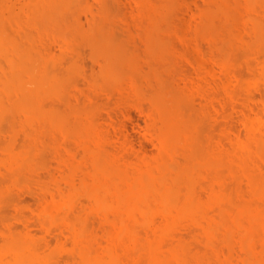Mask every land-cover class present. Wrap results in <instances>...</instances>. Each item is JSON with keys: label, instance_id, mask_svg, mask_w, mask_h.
<instances>
[{"label": "bare ground", "instance_id": "6f19581e", "mask_svg": "<svg viewBox=\"0 0 264 264\" xmlns=\"http://www.w3.org/2000/svg\"><path fill=\"white\" fill-rule=\"evenodd\" d=\"M39 1L42 2L43 0H39ZM67 1L68 0H45L42 2L41 6H39L37 2L36 3L37 5L33 6L35 10L31 8V11H29L30 13L31 12L33 13H32V16H29V17L27 16L28 18L26 17L27 14L25 15L22 14L23 16L20 15V17H18L19 14H15L16 16V17L14 16L15 18H10L7 21L5 18V22L3 21V18H2V21L4 23L0 25L1 27L0 28V61H1L0 62V120H2L0 121V124L5 122L2 124L3 126L4 124L7 125L8 122H11L12 124L9 123V128L10 127L12 128L13 124L16 126L19 116L22 115L24 119H26V122L22 120L21 116L20 118L25 124H27L28 123L27 121L29 120L33 121V122L31 121L33 125L31 124L30 126L33 132L34 131L38 132L39 130H37L38 128L36 129V127H39V125L41 124L42 127H44V129L41 130V133H42V131L45 130L46 128L45 125H46L47 126L46 130L47 131L49 130L50 133L51 131H54V129L56 130L55 131L56 133L54 132L52 133H54L56 137L58 135L57 138H60L62 134L64 135L61 137L66 138L67 136L65 135V133L67 135L69 134L68 137L73 136L71 139L73 142L75 141L74 143L71 141L70 138L68 139V137L64 139V140H67V139L69 140V142L68 140L66 141L67 144L64 141V144H66L67 147L69 144L73 147H75L74 144L75 145L80 144L79 146L82 147V150L83 149L85 150L86 154L85 153L84 154L88 157V160L90 163L89 165L90 169H88L87 172L83 170L84 168L87 170L86 167L84 168L82 167L83 172L80 169L82 173L84 172L85 173L84 174L81 173L83 177L79 175L82 180L79 179L81 180V182L79 181L78 187L79 188L81 187L82 191L79 188H77V192H82L85 195V199L87 198V200L89 199V201H91L90 203H92V206L98 211L96 212L97 214L95 212L94 213L96 214V216L98 215L99 216L97 218L95 214L93 215V213H91L93 217L88 212L86 214L88 216L90 215L91 218L93 219H95L94 217L99 219L98 222L100 224L99 223L97 224L101 226H98V225L97 226L98 228L103 227V229L101 230L100 228V231H102V232L99 231L100 234L96 231H93V233L96 232L99 234V235L97 234L98 237H96V239L98 238L97 239L98 245H96L95 249L94 247L91 246V237H92L90 236L91 234H89L88 231H85L86 236L89 234V237L85 238L86 236L84 235H83L84 237L82 236L84 239L82 238L83 240L81 239L80 245L78 244L79 246H81L78 252L79 257H78V254H76L75 252L77 248L73 249L75 251L71 253L72 255H74V252H75L76 254L75 256L78 257V260L75 259L76 257L75 258L70 257L71 261H74V259H75L74 262L77 261V263L73 262L71 264H190L192 261H194L195 264H264V91L262 92V90H264V57H263L264 53L262 52L264 51V0H215L216 1L215 8L212 7L213 8L212 9L210 7L208 11H206L204 8L206 12L205 14L203 13L204 10L201 9L203 10L202 12L203 14L201 13L202 17L204 16L205 19L204 18L203 19L206 20V22L205 21L204 22L207 23L206 27L207 26L210 27V28L208 27L207 30L205 29L206 33L208 31L207 33L208 38L209 39L211 38L209 42L215 43L212 41L216 40L214 38L216 34L214 36L213 34L214 32L217 33V31L221 29V31H219V33L217 34L222 33L221 35H219V37L222 36V40L220 38L221 41H218V43H215L216 44L215 47L220 45L219 42L223 43L224 41L223 44L225 47L224 46L220 47L222 43L220 46H218V48L220 47L219 50L221 51L219 53L221 54L224 53L223 59L224 57L225 59H227L226 57L228 54L226 53L229 51L230 53L233 51L236 52V50L237 51L239 50L238 49L239 47H240V51H241V48L244 49L243 51L245 53L243 54L244 55L243 58L246 57V60L243 62H245V65L244 66L242 65L243 62H241L240 65L243 66L242 68L245 67L244 68L245 70L247 69L248 72H246L245 70L244 72H246L247 75H249L248 78L246 77L247 76L246 73L245 74L239 73L240 75L241 74L242 75L238 76L233 71H229L227 67H225L227 66L226 64H228L229 59L227 60V63L225 62L226 60L224 59L225 61L223 62L225 64L222 62L220 65H218L219 67L221 66L220 67L221 70H220V68L214 62H212L215 59L210 61L211 60L210 56L209 57L205 56L206 53H203V52L202 53L204 55L203 54L201 55L202 50L199 49V46L196 41H194L195 45L190 46L191 41L189 40L191 39L188 37L189 35L183 36V37L186 36V38L187 37L189 38V40L188 39H186L187 41L185 40L184 45H181L182 43H180V41L183 40L182 36H180V41L177 39L173 40V36L177 35L176 37H178L179 36L178 34L183 28H181V30L178 28L177 30H179V32L177 30L176 31L174 30L176 32V34L173 33L174 35L171 34V32H174V31L168 30V32H170L171 34V35L169 34V36H172V37H168L167 36L168 33L166 30L167 28L165 30L162 29L164 27L161 28V25H163L162 23L164 21H160V20L161 19L163 20L164 17H161L163 15L160 16L159 14H157L158 11L160 13V11L163 8L165 9L164 5L161 3V6H163L162 8L160 6L159 0H138V2H140V5H142L143 8L145 9L148 8L146 9L147 12H149L148 10H150V13H148V15L146 13L147 17L144 18L146 19V23H147L146 26L144 25L145 27L144 26H143L144 28L142 27L143 30L141 29L142 30L141 34H138L140 35V37L144 36L143 38H146L144 43H146L147 45L148 52L147 51L145 52L147 53L146 55L144 54L142 55L141 53L142 55L141 58L142 57L144 58V56L145 57L147 56L146 57L147 59L144 58L145 59L144 61L138 59L140 60L138 62L136 58H139L140 55H137L136 57H130L131 55H129L130 53H128V55H124L125 57L123 58V62H121L120 64L122 67L124 66L125 69L130 68V67L137 69L140 67L141 70H144L142 68L144 66L143 64H146V65L147 63L149 64L148 65L149 69L147 70V72H149L148 73L149 79L150 77L152 78L151 80H153L154 82L153 84L155 86L154 87L149 86L150 87L149 90L152 89L153 91L150 90L152 92H150L148 89L147 90L145 89V90L147 94L148 92L150 93L147 96H149L148 99L151 100L150 102L152 103L153 108H154L153 111H155V114L157 115V118L159 121L156 118V121L158 122L157 124H154L155 126H157V127L154 126V130L156 128L155 132H156L157 141H158L156 150H152L154 152L152 153L150 152L149 154H147L149 151L146 152L147 155L146 154L143 155V153L145 152L144 149L139 150V151L133 150V151H137V153H135L134 155L135 157L131 155L133 160L132 159L130 160L129 158L126 159L128 155H126V157L125 156L121 157L120 155H118V152L116 153V151H119V150H116L115 146L111 145L112 148H114V150L116 151H114L112 148L110 150V148L107 147L108 145H110L109 143L110 141L108 142L109 144L105 141L106 137L103 135L104 133H100L98 128L96 130V128L91 127V125L89 124L91 123L90 119H89L90 120L89 123H88L87 118L85 120L82 119L83 116L75 108V102L73 105V103H70L72 101H68L66 99V94H65L66 91L64 93V90H65L64 86L66 84V81L64 80L63 77H59L58 75H55L52 72V70H54L52 69L53 62H55L53 57L52 58L46 57L44 60H42V62L33 61L35 59L34 58L35 55L37 53L40 54L41 52L39 51L38 48L35 47L36 42H37L35 41V39H37L35 38V35L37 37L40 35V33L41 35H43V33L46 34L47 32L46 36L50 38L52 34L55 37V35H59L62 32L60 31L59 33L58 31V33L55 34V32L50 31V30L48 31L43 30V33L40 30L34 31L35 33L33 31H30L32 27L36 26V24H34V22H36V18H38L37 22H40V19H41V21L43 20L42 23H44V21L45 23L47 22L50 23V21L52 20L50 18H54L55 17L54 14L56 15L57 13H60L62 11V10L59 11L57 7L61 8L62 6L63 8L62 4L67 5ZM73 1L75 4V0ZM73 1L69 0L70 3H73ZM69 2L67 6H69L70 4ZM140 5L138 6L139 8H140ZM35 6H38V7H35ZM53 11H55V13ZM63 12L64 11H62V13ZM66 13H68V11H66ZM214 14H219L218 15L219 20L220 18H222V20H220L219 22V26H222V28L218 29V27H215L217 28V31H215L214 26H217L218 23L214 22V25L212 23L213 22L212 19L214 20L216 16ZM13 15L12 16L10 15V17H13ZM21 16L23 18L25 16L26 21H25V18L23 19L24 22L21 21ZM5 17L9 18V16H5ZM137 18H138V15H137ZM76 22H77L76 19H68L69 25H73L75 23L72 27L74 29L71 30L72 40H75V41L73 42L72 45L68 44V41H66L61 35H59L58 37H60L61 43H62L60 44L61 46L67 47L70 45L71 47H74L76 46L74 45V43L79 38L82 40L83 37L85 38L93 37L97 34V32H99V30L95 28V25H93L90 29L84 30V28H82L83 27L82 24L80 23L82 26L81 27L79 22H77V24ZM28 24L29 26H27ZM180 25H181L180 27H183L184 24L183 25L180 24ZM28 27H31V28L28 29ZM211 30L212 32L210 33L212 34L209 33V31ZM49 33L51 34L50 36H49ZM164 33H166L167 35ZM181 33L183 34L184 31L183 32L181 31ZM107 36L108 35H106V37ZM198 36L200 37V35ZM58 37L56 36V38ZM163 37L165 38L168 37L167 40L172 39L175 42L171 41L170 45L169 44L167 45L166 42L169 43V41L166 40L165 42ZM174 39H175V36H174ZM109 40L110 38L107 37L105 39L104 44L101 46L102 51L104 50L106 52L102 56L104 64L106 66H109L111 63H113L112 60H110L109 57L107 56V53L109 52L108 51L109 48L107 47L106 42ZM176 41H178V43L181 46L178 43H176ZM78 42L79 40L77 41V43ZM171 43L173 46L176 43V47L174 48V50L171 49L172 51H174L173 53L177 54V55L175 54L176 57H178V59L182 61L185 60L186 62L189 63L188 66H190V68H188L190 71L188 70L186 75L184 73L183 77H180L181 81L179 78V82L177 83L174 82L175 84L173 83L175 79L172 81L171 79L167 78L169 75H170L169 77L172 76L171 70H173L174 66L172 67V69L169 67L171 70L169 69L168 71H170L171 73L166 71L169 73V75L167 73L168 75L167 77L164 76L166 72H163V70H165L164 68L166 64L169 65L171 61L172 63L174 62L172 59L174 58L177 59L176 57H171V59L166 58V53L167 54L169 53L168 51L170 50L168 49H170L169 47L172 46ZM192 44H193V38H192ZM212 45L213 44L209 46L214 47ZM227 45L229 48L234 47L235 49V47L237 46L238 48L236 50H234L233 48L227 49ZM222 48L225 49L227 52H225V50H223ZM249 50H251V52L254 51V54L255 52H258V51L262 52L263 56H261V59L263 60L259 61L260 58L258 57L259 59L257 58L258 61L256 62L255 56H254L255 59L254 58L250 59L251 57L248 58V56H250V53H251L249 52V55H248ZM252 54L253 53H251V56ZM175 55L173 54V56ZM207 59H210L209 60L210 62ZM166 60L170 62L168 63ZM191 61L197 62L196 64L198 65L195 66V64L190 63ZM241 61H242V58H241ZM140 62H142L143 66L141 65L139 66V64H141ZM211 62L217 66V69H219L218 71H220V73L222 72L221 73L222 75H220V73L216 74L217 78L214 73V72H217V69L215 68L216 66L214 67V65L211 64ZM28 64L30 66H28ZM71 64L66 68V70H64L66 74L72 73L74 71L76 72V69H77L76 65L75 64L71 65ZM168 65H167V68H168ZM183 66H184V63H183ZM200 66L208 70L210 75L207 73V71L206 73L209 75L211 79H209L207 75L204 76L202 72H199L203 69ZM29 67H31L32 72H30ZM134 69L132 70L134 71ZM205 69L203 70V73H205ZM139 70L137 71L138 73H139ZM126 73L127 72H125L124 74ZM243 75L244 76L246 75L245 76L246 78L242 77ZM101 76H103L102 78H107V79L111 78L110 80L115 81L114 82L115 87H116V84H118L119 87L122 86L121 88H123L124 86L120 83H117L119 81L118 80L119 76L118 77L116 76L114 78L107 74H104ZM163 76L167 78L168 80L172 81L173 84L169 85L170 87L174 85L175 86L173 88L172 87L169 88L167 84L169 82L171 84V81H168L167 84H165L167 80H165ZM132 79H130L131 84L130 85L127 84V86H130L129 88H131V90L133 89V92L131 91L133 93L132 95H134L135 98L137 97V99L140 100L139 98H141L142 96L144 98V96L146 95V94L143 95L145 91L142 92L144 88H141L142 84L140 85V83L137 82L138 86L140 85L138 88L136 86L137 84H135L136 81ZM163 79L165 80V82ZM116 80L118 81L116 82ZM206 80H209V81H206ZM235 80L238 81V83H240L239 86L237 85L239 87V88L237 87L238 91L239 89H241V87H244L242 88V90L243 89L245 90L244 91L245 94L242 93L243 95H245L243 96L244 98L242 97L243 99L241 98L242 94H240L241 96H239V94L236 93L235 89L231 91L232 87H229V85H231L230 82L234 83ZM146 81L148 82V80ZM151 82L150 84H152ZM150 84L148 82V85ZM250 85H254V86L251 87ZM115 87H113V89H118ZM219 89L224 90L222 91L223 94L221 90L218 91ZM259 89L262 93L259 91ZM125 90L126 89L122 91L123 93L122 92L120 93H122L127 98L128 94L126 95ZM117 91L119 93L120 90H117ZM258 91L260 92L259 94H257ZM219 92H221V95L219 94ZM224 93H226V95L230 97L229 101H231L232 98H234L235 93L238 94V96L241 99H239L240 101L237 104L238 106L234 104V107L236 106L240 107L239 110H237V112L234 111L233 112L234 115L231 112V114L229 115L230 117L227 116L229 120H225L224 122V119H223L224 123L220 121V124L222 123L221 125L219 124L220 130L218 128L219 126L217 127L219 132L222 134V136L224 133L222 140L223 139L224 140L226 139V140L225 141L223 140L224 141L223 143L221 141L220 133L217 134V136L220 134V136H218L219 140L215 139V135L212 134L213 132L216 131L215 128H214L215 131H213L211 127H207V128H210V130H212V131H209V134L211 132L212 136H210L209 134L208 136L206 135V137L208 138L204 136L205 132L202 133L199 131L200 133H202L200 134L198 132V129L200 128H198L197 126L198 119L196 120V117L202 116L201 117L202 120L206 119L207 121L205 120L204 121L208 122L212 119L210 115L213 116V118L214 116H217L218 108L216 109L215 108L216 106L214 105L215 97L218 95L224 96ZM122 94L120 96H122ZM227 96L226 97L224 96L225 100H227L226 99L228 98ZM238 96H236L237 99H238ZM118 97H119V94H118ZM49 98H50V102L52 101V103L48 101L46 102V100H49ZM196 100L199 101V103L197 102L199 104L198 107L196 106L197 105V103L195 102ZM203 100L205 101V103L207 102L206 107H205V103H203L204 105H202L201 103V102H204ZM60 101H62L61 104L63 103L66 104V101L68 102V106L66 104V107L67 109H69V111H67V109L61 108ZM121 101H124V100H121ZM134 101H137V100H134ZM46 103H49V105H47ZM57 104L58 106H60L61 109L57 106ZM69 105L74 106V107L69 108ZM213 105L215 106L214 108H213ZM210 107H212V110ZM12 114H13V118H15L16 121L15 119L13 120L12 118H10ZM15 115L16 117L17 116L18 117L16 118ZM156 115H154V118ZM6 116H9V118ZM71 117L74 119H72ZM4 118L5 120L7 119L9 121L8 122L7 120L4 121ZM230 120H232V122H230ZM151 121H153V119ZM35 122L37 125H35ZM108 123L110 124L111 121ZM226 123L229 125L231 124L232 125L226 127L225 126ZM223 124H225L224 125L225 129L223 128V131L225 130L226 132L221 131ZM208 125L210 126V124ZM51 128H54V129L52 130ZM1 130L2 128H0V132ZM27 131H25V133ZM33 132L31 133V135L33 134V136H36L34 138L40 141L41 140L39 139L41 138L40 131L39 133H37L38 135H40V137L35 132H34L35 133L34 135ZM11 134H13V131L11 132ZM199 134L201 137L204 136L202 139L206 138V140H202ZM14 135H11L10 137L8 136V139L6 138L7 143L10 142L11 144L12 141L10 139L12 138L13 140L15 137ZM31 135L29 133V135L27 136V139H26V136H25V139L30 140V137H32ZM55 135H53V137H55ZM108 135H110V133H108ZM37 136L39 138H37ZM51 137L49 136V139L53 140V137L52 138ZM56 137L54 138L53 141L57 139ZM213 137L216 141L213 139ZM73 138H75L79 143L78 142L76 143V140L75 139L73 140ZM29 140L28 142L24 141V147L25 145L28 146V143H29V146L32 145V143H30V141H32L33 144L35 145V147L34 146L33 147L38 148L37 144L38 145L40 144L39 141L37 143L35 140L36 142L35 144L33 140H30V141ZM7 143L6 145L1 147L2 149L0 148L1 151H3V149H6L5 154H2L3 152L0 153V156L3 155L4 157L5 155L4 157L5 161L3 162V160L1 159L2 162L4 164L6 163L5 165L11 167L15 165L17 162L21 161L22 159L25 161L24 156H25V152L27 151L28 147L26 146L27 149L25 147L26 150L24 149L25 152L23 151L24 153L22 154L20 149H19V152H17L18 148L20 147V144L18 148L16 147L14 148V146L16 145H13V149L14 150L16 149L15 152L18 153L16 154L11 150L12 147H10L11 149L9 148V145H7ZM145 145L146 144H144L143 148L147 150L149 145L148 146L146 145L147 148L145 147ZM5 146L6 147L8 146L9 149L5 148ZM117 146L118 145H116V148L118 149ZM21 147H22L21 150H23L24 147L23 146ZM33 147H30V148H33ZM73 147H71V150ZM34 148H33L34 152H31V153L35 155H31V156L32 157L35 156V158L38 159V160L36 159L34 160L37 163V161H40V159L37 158V155H36L37 150ZM119 148H120V145H119ZM65 149L68 151L66 147ZM133 151L132 153L130 152L129 153L133 154ZM28 155H27V158H28ZM56 155L58 154L56 153ZM131 156L129 155V157ZM2 162L0 161L1 164ZM25 163L26 165L28 163L29 168L35 164L33 160L32 162H30L29 160V162L26 161ZM60 163L58 165H60ZM80 163L82 165V162ZM1 164L0 166H3ZM19 165L21 166V164ZM24 165L22 166L24 167ZM22 169H25V167ZM22 169H20V172H22ZM27 169L25 170L27 171ZM37 169H40V166ZM52 169L50 171H52ZM13 170L14 169H12V171ZM25 170L23 172H25ZM69 172L70 171L68 170V173ZM75 173H73L72 175V173L70 172L69 177H68L69 181L66 179L64 180V181H67L69 184L71 182V185H72V188H70L69 184L65 182L67 183L66 185H68V187L70 188L69 192L68 191L65 192L67 193L65 194L66 198H65V195L62 196L64 192L63 189H62L63 192L59 190V188H63V187L58 186V190H56V188L51 185L52 188L53 187L55 188V191H57L59 195L61 194L60 200H63V201H60L61 203L59 202V197L57 196L58 194H55L54 191L51 192L52 190H54V188L53 189L50 188L52 199L50 197V194H48L50 197V201L48 200L49 199L48 195L47 196L38 195V197L40 198H36L38 199V202L40 200H44L48 198L47 200L43 201V204H44L43 210L42 209L39 210V211L42 210L41 215L43 216L42 217L39 216V218L45 217L47 221L48 220L50 221V225H49V222L47 221H46L47 222L46 224L43 223L44 225L42 224V222H40V224H42V227L41 225L39 226V224L37 225L39 226V229L41 231L43 229V231H45L47 235L49 234L48 236H50L51 232L52 233L53 232L56 233L58 231L60 232L59 229H60L61 223H59L58 225V223L56 222L57 221L56 219H58L56 218L58 216V214L56 213V209L59 206V204L64 205V208H62L60 205L61 207L60 211L63 214L62 220L64 221L65 220L64 213L66 212L67 207H68L65 204V200L66 202L70 203V201H74L73 198L75 197V194H76V197H77V194H79L77 192L74 193L75 190L73 186H76V184L72 182L73 180H71V179H74L75 175L77 174ZM37 174H34V175H37ZM208 174H209L210 183L208 182L209 179L206 182L203 180H207V178L202 179L204 176L207 177ZM66 175L68 174H65V178H66ZM70 175L73 176V178H71ZM222 176L224 178L225 177L228 178L230 182L225 181V179H223ZM221 179H223L224 181L223 183L229 182L230 184L225 185L221 183V185L216 186L215 184L221 182L222 181ZM1 180H3V178ZM203 182L205 183L202 184ZM206 183H208L207 186L205 185ZM244 183L246 184V186ZM2 184L3 186H5L4 183H1V187H3ZM55 184L58 185V183H55ZM243 184L245 187H243ZM7 186L8 185L6 184V189H7ZM46 192L50 193L48 192V189L46 190ZM5 193H0V194L2 196V194H5ZM80 196L81 195H78V198ZM2 198L0 199L2 200ZM78 198H76V200ZM2 201L5 202L4 200ZM41 203L42 202H39L38 204L39 208L42 206V205L40 206ZM76 203L77 201L74 204H72L71 208L74 205H75L74 206L75 209H77L78 207H81L79 203L77 204H79L80 206H77ZM86 204H83L85 206H82L83 208L86 207L85 210L87 209V206L89 203L87 204V206ZM65 205L67 207H65ZM89 205L91 206V204ZM75 209H73V211ZM88 209H90V207H88ZM62 210L63 211L65 210V212L63 213ZM85 210L84 209L81 210L80 212L82 213H79L77 210L76 211L78 212L79 215H81L87 211ZM57 212L60 213L59 211ZM69 212L67 213L68 215L66 214L67 216L66 218L70 219V217H68ZM77 212H75L76 216H77ZM79 215L77 219L80 218ZM83 217H84L83 222L85 223L86 218L85 216ZM72 218L70 219V222H72V224L73 223L75 224L76 221L80 220L79 219L75 221L76 218H74V220H72ZM0 221L2 224L0 225V228L2 226H5L4 228H6L7 226L6 230L4 228H3L4 231L3 229H1V232H3L4 238L2 240V238L0 237V240H2L0 242V264H50L52 263L53 259L51 255L54 256L52 252L55 250V247H54V250L50 252L52 254L48 253L49 250H52V249H49V250L46 249L48 248L47 245L48 243H50L51 239L48 238L46 234L43 233L44 235L43 234L40 235V237L45 236V235L47 236V237H44L46 242L44 241V238L42 237L41 238L43 240L40 239V237H38L40 240H36V238H34L31 234L33 233L32 231H30L32 229L27 228L28 224L26 225V222H24L25 225L23 227L25 229L20 228L17 225L16 226L18 228L16 227L17 228L16 229V228H9L8 225L6 224L7 222L4 224L3 220H0ZM63 221H62L63 225L61 224L62 225L61 227L63 228V226L68 224L66 226H68L69 228V225H70L69 222L66 221L67 223L66 222L63 223ZM83 222L82 220L77 222L80 227L79 231H78V227L76 223V229H75L77 232L76 239L83 234L81 232H83L84 229L88 228V226L85 227V225H91V227H93V224L91 222H90L91 224L90 223L88 224L89 221H87V224L84 225L85 228L83 229ZM12 224H14L15 226V223H12ZM54 224H57V227H58L57 231L55 230L52 231L51 226ZM183 224H185V226ZM71 225H70V228H71ZM28 226H30V224ZM91 227L88 229H91ZM19 228L21 230H19ZM98 228L96 229L97 231H98ZM54 229H56V227ZM37 230H38V227H37ZM61 232L65 234L64 233L65 231L61 230ZM61 232L59 234L56 233L57 234L56 236L52 234L53 241H54V236L57 238V242L55 240L56 244L60 243L59 240H61V238L65 239V237L67 236L65 235V237L64 236L61 237L62 235ZM70 232L69 234L71 235ZM102 233H104V236L102 235ZM185 234H188V237L190 235L191 236L190 239L195 238L194 240H198L200 235H202L200 238L205 237L206 239L204 240L203 238V240H201L199 238L198 241L201 242L200 244L201 247L198 246L197 244L198 242H193L197 244L198 246L197 247L194 244V247L196 249L193 250V246L190 247V244L192 243L190 244L188 243V242H192V239L191 241H187ZM70 235L68 236V238L70 237ZM100 235L103 238V240L101 239V242L99 243L100 238H101ZM34 236L36 237V235ZM46 238H48L49 241ZM41 240L45 244H47L46 248H44L46 250H44L43 248L41 249L40 247ZM65 240H63V242ZM236 241L240 243V246L242 247L241 250L243 249V252H244V257L241 259L240 262L238 261L240 260V258L238 257L239 256L241 257L240 252L238 256V253L235 251L237 253V257H235L231 252L233 251L232 250L233 247L236 246V245L233 246ZM218 242H221L223 244V247L225 244L229 252L226 251V253H224L222 249L223 248L222 244L219 243L221 244L219 245ZM44 243H43V247L45 246ZM216 243L222 248L219 247L218 249V246L216 245ZM50 244L52 245V243ZM92 244H95V243H92ZM202 244H205V245H203L202 247ZM51 245H49V248L51 247ZM89 246L93 248L92 250L95 251L94 252L95 254L94 253L93 255L91 254L92 251L90 250ZM63 247L64 249H66L65 246ZM204 247L207 248L209 251L207 249H205V251L201 250V248H204ZM51 248H53V246ZM243 252H241V254ZM67 257L69 256H66V258ZM234 258H237L236 260L239 263ZM54 260L53 262H55ZM68 261L69 260H67L66 262L69 264L70 261L69 262Z\"/></svg>", "mask_w": 264, "mask_h": 264}, {"label": "rangeland", "instance_id": "374dc122", "mask_svg": "<svg viewBox=\"0 0 264 264\" xmlns=\"http://www.w3.org/2000/svg\"><path fill=\"white\" fill-rule=\"evenodd\" d=\"M43 1H45V0H43ZM42 1V2H43ZM73 1V0H72ZM160 1V2H159ZM158 2L160 3V6H161V3L164 5V7H165V9L163 8V6H161L163 9L160 11V13H159V11L157 12V14H159L160 16L161 15H163V16H161V17H164V19L162 20H160V21H164L162 24L163 25H161V28L162 27H164V28H162L163 30H165L166 28V30H167V33H168V35L166 34V33H164V34H166L168 37H172V36H169V34H170V32H168V30L170 31H176L178 28L181 30V28H183L181 31L183 32L184 31V33L182 34L181 33V31H180V33L178 34L179 36V39H178V37H176L177 35H174V34H176V32L174 31V32H171V34L172 35H174L175 36V39H174V36H173V40H179L180 41V36H182V38H183V42L182 41H180V43H182L181 45H184V42H185V40L186 39H188L189 40V38L191 39V40H189V41H191L190 43H191V45L190 46H193V45H195L194 44V41H196L197 42V44H198V46H199V49L200 50H202L201 51V55L203 54V53H206V55L205 56H210V59H207L208 61L210 60V61H212L213 59H215V60H213L212 62H214L217 66L218 65H220L223 61H225L226 63H227V60L229 59V61H228V64H226L227 66H225V67H227V69L229 70V71H233L235 74H237L238 76L240 75L239 73H242V74H245L246 72H248L247 71V69L245 70L244 68H242L244 65H245V62H243V61H245L246 60V57H244L243 58V54L245 53L243 50V48H241V51H243V52H241L240 51V47L238 48V46L237 47H235V49H234V47H228V45H227V49H231V48H233L234 50H236L237 48L239 49L238 51L236 50V52L235 51H233V49H232V51L234 52H231L230 53V51L229 52H227L225 49H223L225 46H224V41H223V43L222 42H219L220 43V45H221V43H222V45L220 46V45H218V46H220V47H222V46H224L222 49L223 50H225V52H227L226 54H228L227 55V59H225V57H224V59H223V54L224 53H219V52H221L220 50H219V48H218V46L217 47H215L216 46V44L215 43H218V41H221L222 40V36H220L219 37V35H221V34H217V33H219V31H221V29H219V28H222V26H219V22H220V20H222V18H220V20H219V17H218V15L219 14H214V15H216L215 16V18H214V20L212 19V23H213V25H214V22L215 23H218V25L217 26H214V28L215 27H218V31H217V28H215V31H217V33H215L214 31V34H213V36L216 34L217 36H218V38H219V40H218V38H217V36L215 35L214 36V38L216 39V40H214V41H212V42H215V43H211V42H209V40L211 39H209L208 38V36H207V33H208V31H207V33L205 32V29L207 30V28L209 27V26H207L206 27V25H207V23H205L206 22V20H204L205 18H204V16L202 17V14L204 13H206L205 12V10L206 11H208V9L211 7H214L215 8V4H216V1L215 0H159ZM38 2V5L39 6H41V4H42V2H40L39 0H0V21H2V18H3V21L5 22V18H6V21L8 20V19H10V18H15L16 16H15V14H19V16L18 17H20V15H22V14H27L26 15V17L28 16H32V13L33 12H29V11H31V8H33V10H35V8L33 7L34 5H37L36 3ZM68 2H69V0L67 1V5H68ZM70 3V2H69ZM136 3H138V4H136ZM66 4V3H65ZM63 5V8H62V6L61 5H59V6H61V8L60 7H57L58 8V10L59 11H64L65 13H66V11H68V13H62V11L60 12V13H57L56 15L54 14V18H50V19H52L51 21H50V23H48L47 21V23H45V21H44V23H42V21H41V19H40V22H37V20H38V18H36V22H34V24H36V26H34L33 24V26L34 27H32V29L30 30V31H36V30H40L42 33H43V30H50V31H53V32H55V34H57L58 33V31H59V33H60V31H62L59 35H61L66 41H68V44H73V42L75 41V40H72V35H71V30L72 29H74V28H72L73 27V25L75 24H73V25H69L68 24V19H76V21L77 22H79V24L81 23L82 24V26H81V24H80V26L82 27V28H84V30H87V29H90L93 25H95V28L96 29H98L99 30V32H97V34L95 35V36H93V37H83L82 38V40L79 38L78 40H79V42L77 43V41L75 42V43H77V44H75L74 43V45H76V46H74V47H71L70 45L69 46H61L60 44H62L61 43V39H60V37H58L59 35H55V37L53 36V34H52V38L50 37H47L46 36V34H47V32H46V34H44L43 33V35H41V33H40V35L39 36H37L36 37V35H35V38H37V39H35V41H37L36 42V45H35V47L36 48H38L39 49V51H41L40 52V54H36L35 55V59L33 60V61H41L42 62V60H44L46 57L48 58V57H53V59H54V61L55 62H53V68L52 69H54V70H52V72L55 74V75H58L59 77H63L64 78V80L66 81V84H65V86H64V93H65V91H66V99L68 100V101H72V102H70V103H73V105H74V102H75V108H76V110L77 111H79L80 113H81V115L83 116L82 117V119H88V123H89V121L91 120V123H89L90 125H91V127H93V128H96V130H97V128H98V130H99V132L100 133H104L103 135L106 137L105 139V141L108 143L109 141V143H110V145H106L107 147H109L110 148V150H111V148H112V146H115V149L116 150H119V151H116V150H114V148H112L114 151H116V153L118 152V155H120L121 157L123 156H125L126 157V155H128V157H126V159H132L133 160V158H132V156L133 157H135L134 155H135V153H137V151H139V150H145V152L143 153V155H145L146 154V152H148L147 154H149L150 152L152 153V152H154V151H152V150H156V148H157V145H158V141H157V135H156V128H155V130H154V124H157V122L159 121L158 120V118H157V115L155 114V111H153L154 110V108H153V105H152V103L150 102L151 100L150 99H148V97L149 96H147L148 94H150L149 92H148V94H147V92H146V90L148 89L149 90V86H155L153 83V80H151L152 78L150 77V79H149V75H148V73L149 72H147V70L149 69V67H148V63H147V65L146 64H143L142 65V62H140L141 64H139V66L141 65V66H143L142 68L144 69V70H141V68H140V70H139V68H137L138 70H139V73L137 72L138 70L137 69H134V68H127V69H125L124 68V66L122 67L121 66V62H123V58L125 57L124 55H128V53H130L129 55H131L130 57H136L137 55H140V57L139 58H136L137 60L138 59H140V60H142V61H144L145 59H147L145 56H144V58L142 57L141 58V56L144 54V55H146L147 53H145L146 51L148 52V50H147V45H146V43H144L145 42V40H146V38H143L144 36H142V37H140V35H138V34H141V31L143 30L142 29V27L145 25L146 26V19H144L145 17H147L146 16V13H147V15H148V13H150V10H148L149 12H147V10L146 9H148V8H143L142 7V5H140V2H138V0H75V4H74V1H73V3H70L69 4V6H67V5H64V4H62ZM140 5V8L138 7ZM35 7H38V6H35ZM161 7H160V9H161ZM204 8H205V10H204ZM207 8V9H206ZM64 9V10H63ZM68 9V10H67ZM143 9V10H142ZM146 11H145V10ZM159 9V10H160ZM201 9H203L204 10V12H203V10H201ZM213 9V8H212ZM54 10V9H53ZM56 10V9H55ZM58 10H57V12H58ZM66 10V11H65ZM141 10H142V12H141ZM27 11H28V13H27ZM137 11V12H136ZM54 13H55V11H53ZM140 12V13H139ZM198 12V13H197ZM200 12V13H199ZM203 12V13H202ZM137 13V14H136ZM162 13V14H161ZM202 13V14H201ZM12 16L13 14V17H10V15ZM51 14V13H50ZM137 15H138V18H137ZM145 15V16H144ZM5 16H9V18H7V17H5ZM15 16V17H14ZM23 16V15H22ZM21 16V21H23V19L25 18V21H26V17L24 16V18ZM51 16V15H50ZM167 16V17H166ZM198 16V17H197ZM17 17V18H18ZM27 17V18H28ZM53 17V16H52ZM132 17V18H131ZM202 17V18H201ZM221 17V16H220ZM166 18V19H165ZM204 18V19H203ZM20 19V18H19ZM139 19V20H138ZM148 19V18H147ZM132 20H133V22H132ZM0 22V25H2L4 22ZM70 21V20H69ZM141 21V22H140ZM145 21V22H144ZM148 21V20H147ZM205 21V22H204ZM24 22V21H23ZM71 22H72V20H71ZM75 22V21H74ZM77 22H76V24H77ZM184 22H186V23H184ZM70 23V22H69ZM145 23V24H144ZM221 23H222V21H221ZM180 24H184L183 25V27H180L181 25ZM26 25V24H25ZM69 25V26H68ZM27 26H29V24L27 25ZM27 26H26V28H27ZM144 26V27H145ZM31 27H28V29L29 28H31ZM143 27V28H144ZM199 28V30H198V28ZM1 28V27H0ZM210 28V27H209ZM142 29V30H141ZM196 29H197V31H196ZM213 30V29H212ZM212 30L211 31H209V33L210 32H212ZM178 32H179V30H177ZM190 31V32H189ZM204 31V32H203ZM53 32H51V33H53ZM197 32V33H196ZM35 33V32H34ZM174 33V34H173ZM204 33V34H203ZM170 34V35H171ZM182 34V35H181ZM210 34H212V33H210ZM51 34L49 33V36H50ZM106 35H108L107 37H109L110 38V40L109 41H107L106 42V44H107V47L109 48V52L107 53V56L109 57V59L110 60H112V62L113 63H111L109 66H106L105 64H104V61H103V58H102V56L106 53L104 50L102 51V49H101V46L104 44V42H105V39L107 38L106 37ZM184 35H189L187 38H186V36L185 37H183ZM194 35V36H193ZM198 35H200V37L198 36ZM56 36L60 39H58V38H56ZM164 36V35H163ZM202 36V37H201ZM205 36V37H204ZM61 37V38H62ZM151 37V36H150ZM167 37V38H168ZM212 37V36H211ZM167 38H165V37H163V39H164V41L166 42V40H167ZM192 38H193V44H192ZM214 38H212V39H214ZM220 38H221V40H220ZM163 39H161V40H163ZM171 39V38H170ZM172 39L171 40H167V41H169V43L168 42H166V44L168 45H170V42L172 41V42H175V41H173ZM187 41V40H186ZM217 41V42H216ZM34 42V41H33ZM64 42V41H63ZM66 43V42H65ZM176 43H178V41H176ZM176 43L174 44V46L172 45V43H171V45L172 46H170L169 48L170 49H168V50H170V51H168L169 53L167 54L166 53V58L168 59V58H170L171 59V57H176V53H173L174 51H172V50H174V48L176 47ZM189 43V42H188ZM189 43V44H190ZM210 43V44H209ZM67 44V45H68ZM179 44V43H178ZM177 44V45H178ZM186 44V43H185ZM196 44V45H197ZM211 44H213L212 46H214V47H210L209 45H211ZM64 45V44H63ZM180 45V44H179ZM180 45V46H181ZM171 47H173V48H171ZM197 48V47H196ZM106 49V48H105ZM138 49V50H137ZM172 49V50H171ZM199 49H198V51H199ZM221 49V50H222ZM214 51V52H213ZM170 52H172V53H170ZM203 52V53H202ZM249 52H251V50H249L248 51V55H249ZM258 52H260V51H258ZM258 52H255V54H254V51H252L251 53H253L252 54V56H251V53H250V56H248V58L249 57H251L250 59H253L254 58V56H255V58H256V62L258 61V59H259V61L260 60H263V59H261V56H263V54H262V52L264 53V51H262V52H260V53H258ZM131 53H133V54H131ZM138 53V54H137ZM141 53H142V55H141ZM200 53V52H199ZM216 53V54H215ZM234 55H233V54ZM260 54V55H258V54ZM169 54H171V55H169ZM173 54L175 55V56H173ZM210 54V55H209ZM215 54V55H214ZM204 55V54H203ZM221 55H222V57H221ZM106 56V55H105ZM170 56V57H169ZM234 58H233V57ZM228 57H230V58H228ZM237 57V58H236ZM259 57V58H258ZM264 57V56H263ZM262 57V58H263ZM177 59H178V57H176ZM241 58H242V61H241ZM254 58V59H255ZM258 58V59H257ZM135 59V58H134ZM135 59V60H136ZM169 59V60H170ZM175 59V58H174ZM174 59H172L174 62L172 63V61H171V63H169L170 61H167L168 63H169V65L168 64H166V66H165V70H163V72H166V71H168L170 68L172 69V67H173V70H171V72H172V76L171 77H169L170 75H169V73L168 72H170V71H168V72H166L165 73V75L164 76H168L167 78H169V79H171L172 81H173V83L174 82H179V78L180 77H183V74L185 73V75H186V73L188 72V68H190V66H188L189 65V63L188 62H186L185 60H180V59H175V60H177V61H175ZM240 59V60H239ZM140 60H138V62L140 61ZM180 60V61H179ZM218 60V61H217ZM220 60V61H219ZM238 60H239V62H238ZM53 61V60H52ZM209 61V62H210ZM1 62V61H0ZM148 62V61H147ZM211 62V64H213L214 65V63H212ZM231 62V63H230ZM234 62H236V63H234ZM241 62H243L242 63V65L243 66H241L240 65V63ZM69 63V64H68ZM72 63V64H71ZM176 65H175V64ZM183 63H184V66H183ZM190 63H192V64H195V66L196 65H198V64H196L197 62H190ZM224 63V62H223ZM76 65V72L74 71V72H72V73H68V74H66V72L64 71V70H66V68L69 66V65ZM187 64V65H186ZM225 64V63H224ZM78 65V66H77ZM167 65H168V68H167ZM186 65V66H185ZM216 65H214V67L216 66ZM229 65V66H228ZM28 66H30L29 64H28ZM66 66V67H65ZM217 66L215 67L216 69H217ZM137 67V66H136ZM135 67V68H136ZM170 67V68H169ZM180 67V68H179ZM200 67H202V66H200ZM219 67V66H218ZM221 67V66H220ZM219 67V68H220ZM187 68V69H186ZM203 68V67H202ZM79 69V70H78ZM125 69V70H124ZM132 69H134V71L132 70ZM167 69V70H166ZM201 69V68H200ZM205 68H203L201 71H199V72H202V74H204V76H206L207 75V77H209V75H210V73L208 72V70L207 69H205V73H203V70H204ZM29 70H30V72H32V69H31V67H29ZM77 70H78V72H77ZM81 70V71H80ZM122 70H124V71H122ZM129 70V71H128ZM219 69H217V72H214L215 73V75L217 74V73H220V71H218ZM220 70H221V68H220ZM244 70L246 71V72H244ZM136 71V72H135ZM184 71V72H183ZM190 71V70H189ZM206 71H207V73L209 74H207L206 73ZM216 71V70H215ZM125 72H127L126 74H124ZM128 72H130V73H128ZM146 72H147V74H146ZM170 72V73H171ZM123 73V74H122ZM167 73H168V75H167ZM222 73V72H221ZM220 73V75H222ZM104 74H107V75H109V76H111V77H118V80H116V82L117 83H120V84H122V85H124L123 86V88L124 89H126L125 90V92H126V95H127V98L122 94L123 92V88H121L122 86H120L119 87V85L118 84H116V87H115V81H113V80H110L111 78H109V79H107V78H102L103 76H101V75H104ZM163 74V73H162ZM181 74V75H180ZM212 74V73H211ZM241 74V75H242ZM61 75V76H60ZM128 75V76H127ZM148 75V76H147ZM184 75V76H185ZM214 75V76H215ZM219 75V74H218ZM240 75V76H241ZM246 75H247V73H246ZM245 75V76H246ZM125 77V79H124V77ZM148 77V79H147V77ZM163 76V78L165 79V80H167L166 82H165V80H164V82H165V84H167V82L168 81H171V80H168L167 78H165ZM179 76V77H178ZM244 75L242 76V77H245ZM248 76L249 75H247L246 77L248 78ZM131 77V78H130ZM175 77V78H174ZM219 77V76H218ZM222 77V76H221ZM245 77V78H246ZM129 78V79H128ZM133 78V79H132ZM216 78H217V75H216ZM89 79V80H88ZM93 79V80H92ZM130 79H132V80H134V81H136L135 82V84H137V82L138 83H140V85L142 86L141 88H144L143 89V91L142 92H144L143 93V95L144 94H146L145 96H144V98H143V96L141 97V98H139L140 100H138L137 99V97L135 98V96L134 95H132L133 93V89L131 90V88H129L130 86H127V84L128 85H130L131 83H130ZM153 79H154V77H153ZM206 79H208V78H206ZM209 79H211L210 77H209ZM146 80H148V82H149V84H150V82L152 83V84H150V85H148V82L146 81ZM176 80H178V81H176ZM216 80V79H215ZM218 80V79H217ZM97 81V82H96ZM113 81V82H112ZM124 81V82H123ZM143 81V82H142ZM155 81V80H154ZM172 81H171V84H170V82L167 84V86L169 87V88H173L174 86H169V85H172L173 83H172ZM180 81H181V78H180ZM206 81H209V80H206ZM146 82V83H145ZM217 82V81H216ZM237 82V83H236ZM231 83V85H229V87H232L231 88V91H233V89H235L236 90V93H238L239 94V96H241L240 94H245L244 93V89L242 90V88H244V87H241V89H239V91H238V86H239V84L240 83H238V81H234V83H232V82H230ZM175 84V83H174ZM139 85V86H140ZM235 85V86H234ZM238 85V86H237ZM138 88H139V86H138V84L136 85ZM251 87H253L254 85H250ZM113 87H115V88H118V89H113ZM148 87V88H147ZM153 87H151V88H153ZM238 87V88H237ZM120 88V89H119ZM140 88V89H141ZM221 88V87H220ZM263 88V87H262ZM122 89V90H121ZM139 89V90H140ZM146 89V90H145ZM115 90V91H114ZM117 90H120L119 91V93H118V91ZM142 90V89H141ZM150 90H152V89H150ZM149 90V91H150ZM221 90V92L222 91H224L223 89H219L218 91H220ZM242 90V91H241ZM132 91V92H131ZM153 91V90H152ZM152 91H150V92H152ZM259 91H260V89H259ZM258 91V93L257 94H259L260 92ZM264 90H262V92H263ZM6 92V91H5ZM120 92H122V93H120ZM128 92V93H127ZM221 92H219V94L221 95ZM261 92V93H262ZM130 93V94H129ZM233 93V92H232ZM235 93V96H234V98H232V100L231 101H229V99H230V97L229 96H227L226 95V93H224V96L226 97H228V98H226L227 100H225V98H224V96L222 95V96H216L215 97V101H214V105L216 106H214L213 105V108L215 107L216 109L218 108V111H217V116H214V118H213V116H211L210 115V117L212 118L210 121H208V122H205V121H207L206 119H204V120H202V116L200 117V116H198V117H196V120H197V126H198V128H200V129H198V132L200 131V132H205L204 134V136L206 137V135L208 136V134H209V131H212V130H210V128H207V127H211V129H213V131H215V132H213L212 134L213 135H215V139H218V136H220V132H219V130H220V125L222 124H220V121L221 122H223V119H224V122H225V120H229V118L227 117V116H229L230 114H231V112H232V114L234 115V111L235 112H237V110H239V108L240 107H237L238 105V103H239V99H241L243 96H245V95H243L242 94V96H241V98L238 96V94H236ZM118 94H119V97H118ZM122 94V96H120ZM222 94H223V92H222ZM69 96V97H68ZM236 96H238V99L236 98ZM261 96V95H260ZM123 97V98H122ZM219 99H218V98ZM259 97V96H258ZM244 98V97H243ZM242 98V99H243ZM46 99H47V97H46ZM64 99H65V97H64ZM70 99V100H69ZM120 99V100H119ZM133 99V100H132ZM198 99V98H197ZM222 99V100H221ZM223 99H224V101H223ZM121 100H124V101H121ZM126 100H128V101H126ZM134 100H137V101H134ZM148 102H147V101ZM199 100V99H198ZM214 100V99H213ZM50 102V98H49V100H46V102ZM62 101H64V100H62ZM62 101H60V104L62 103ZM204 101V100H203ZM221 101V102H220ZM196 103L198 102L199 103V101H195ZM224 102V103H223ZM50 103H52V101L50 102ZM197 103V107L199 106V104ZM202 103V105H204L203 103H205V101L204 102H201ZM207 103V102H206ZM206 103H205V107H206ZM231 103V104H230ZM47 105H49V103H46ZM59 104V103H58ZM58 104H57V106H58ZM66 104H67V106H68V102L66 101ZM66 104H61L60 106H61V108H63V109H67V107H66ZM225 104V105H224ZM234 104H236L235 106L236 107H234ZM220 105H221V107H220ZM60 106H58L59 108H60ZM226 106V107H225ZM240 106V105H239ZM70 107H74V106H70L69 105V108ZM209 107V106H208ZM229 107V108H228ZM60 108V109H61ZM211 108V110H212V107H210ZM221 108V109H220ZM215 109V110H216ZM207 110V109H206ZM210 110V111H211ZM223 110V111H222ZM65 111V110H64ZM67 111H69V109H67ZM82 111V112H81ZM208 111V110H207ZM212 112V111H211ZM221 114H220V113ZM227 112V113H226ZM85 113V114H84ZM17 115V114H16ZM16 115H15V117H16ZM154 115H156L155 116V118H154ZM21 116V118H22V120H24L25 122H26V119H24V117L22 116V115H20ZM20 116H19V119L21 120V118H20ZM225 116V117H224ZM6 117H8L9 118V116H6ZM18 117V116H17ZM16 117V118H17ZM74 117V116H73ZM227 117V118H226ZM230 117V116H229ZM10 118H12L13 120L15 119V118H13V114H12V116H10ZM72 118V117H71ZM70 118V119H71ZM153 119V121H151L152 119ZM156 118H157V120L158 121H156ZM217 118V119H216ZM18 119V121H17V123H16V126L13 124V129H15V130H13L11 127V129L9 128V123H11V122H8L9 120H7V122H8V124L6 125V124H4L3 126H2V124L3 123H5V122H1L2 124H0V128H2V130H1V132H0V148L2 147V146H4V145H6V143H7V139H8V136L11 134V132L13 131V134H11V135H14L13 137H14V142H13V140H12V138L10 139L12 142H11V144H10V142H8L7 143V145H9V148L10 147H12V151L14 152V153H16V154H18L17 152H19V149H20V151H21V153L23 154L25 151H24V149H25V147L27 146V145H25V147H24V141H27L28 142V140H26L27 139V136L29 135V133H30V135H31V133L33 132V130L30 128V126H31V124L33 125V121L32 120H29V121H27L28 123H29V125H28V123L27 124H25L22 120V122L20 121ZM72 119H74V118H72ZM90 119V120H89ZM154 119H155V121H154ZM5 120V118H4V121H6ZM12 120V121H13ZM111 121V123L109 124L108 122H110ZM0 121H2V120H0ZM10 121H11V119H10ZM15 121H16V119H15ZM32 121V122H31ZM213 121V122H212ZM215 121V122H214ZM6 122V123H7ZM218 122V123H217ZM223 122V123H224ZM230 122H232V120H230ZM233 123H235V122H233ZM12 124V123H11ZM206 124V125H205ZM208 124H210V126L208 125ZM213 124V125H212ZM218 124V125H217ZM220 124V125H219ZM231 124V123H230ZM29 127H28V126ZM35 125H37L36 124V122H35ZM158 125H159V123H158ZM203 125V126H202ZM212 125V126H211ZM224 125L225 124H223V126H222V128H221V131L222 132H224L223 131V128H224ZM232 125V124H231ZM231 125H229V124H227L226 123V127L227 126H231ZM234 125V124H233ZM41 126V127H40ZM215 126V127H214ZM219 126V127H218ZM33 127V126H32ZM45 130L44 131H42V133H41V130L42 129H44V127H42V125L40 124L39 125V127H36V129L37 130H39L40 131V135H41V138H39L40 137V135H38L37 133H39V131L37 132H35L38 136H37V138H39V139H41L40 141H42V142H40L39 140H36L34 137H36V136H33V134L31 135L32 137H30V140H33L34 142H35V140H36V142L38 143V141H39V145L37 144V147L38 148H34L35 147V145L33 144V142L32 141H30V143H32V145H30L29 146V143H28V149H27V147H26V149H27V153L25 152V156H24V158H25V161L22 159L21 161H19V162H17L15 165H13V166H11V167H9V166H7V165H5L3 162L5 161V159H4V157H5V155H4V157H3V155H1L0 156V161L2 162V160H3V162H2V164L1 165H3V166H0L1 168H2V170H1V168H0V193H5L7 190V194L5 193V194H2V196H1V194H0V198H2V200H4L5 202H3L1 199H0V220H3V222H4V224L6 223L7 225H8V227L9 228H16L17 226H19L20 228H23L24 227V225H25V223L24 222H26V225L28 224H30V226H28L27 225V228L28 229H32V230H30V231H32L33 233H31L32 234V236L34 237V238H36V240H40V239H42V238H44V237H47L48 235H47V233H45V231H43V229H42V231L39 229V226L41 225V227H42V224L44 223V224H46L47 222H49V225H50V221L48 220L47 221V219L45 218V217H43V218H39V216L40 217H42L43 215H41L42 213V210H43V201L44 200H47L48 198V200L50 201V197H51V192H55V194H58L57 196L59 197V202L60 201H63V200H60L61 198H60V195H59V193L57 192V191H55V188H56V190H58V186L59 187H63V188H59V190H61V192H63V194H62V196L63 195H65V194H67V193H65V192H69L70 190V188H72V185H71V182H70V184L67 182V181H64L65 179L66 180H68V177H69V173L71 172L72 173V175H73V173H75V171H76V175H75V177H74V179H75V181H74V179H71V180H73L72 182H74L75 184H76V186H73V188H74V190H75V192L74 193H76L77 192V188H79L78 186H79V181L81 182V177L79 176V175H81V173L83 172V170H85V172H87L88 171V169H90V167H89V165H90V163H89V160H88V157L85 155L86 153H85V150L83 149L82 150V147L81 146H79L78 144H74V146L75 147H73V146H71L70 144V146L68 145V147H67V143H66V141L70 138H72V137H68L69 136V134L67 135L66 133H65V135L68 137V139L67 140H64V139H66V138H63V137H61V136H63L64 134H59V135H61L60 136V138H57L58 137V135H57V137H56V135L54 134V133H56L55 131V129L54 128H51L52 130L54 129V131H51V133L52 132H54V133H52L53 135H55V137L57 138L55 141H53L54 140V138L55 137H53V135L49 132V130L47 131L46 129H47V126L45 125ZM153 127V128H152ZM155 127H157V126H155ZM205 127V128H204ZM213 127V128H212ZM219 128V130H218V128ZM100 128V129H99ZM197 128V127H196ZM214 128H215V130H214ZM23 129V130H22ZM31 129V130H30ZM49 129H50V127H49ZM209 129V130H208ZM225 129V128H224ZM28 130V131H27ZM35 130V129H34ZM203 130V131H202ZM14 131H15V133H14ZM25 131H27L26 133H25ZM29 131H31V132H29ZM59 131V130H58ZM23 132V133H22ZM33 132V133H34ZM199 132V133H200ZM208 132V133H207ZM226 132V131H225ZM35 133H34V135H35ZM50 133L51 135H52V137H53V140L52 139H49V136L51 137V135L48 134ZM60 133H62V132H60ZM108 133H110V135H108ZM202 133H200V134H202ZM215 133V134H214ZM218 133H220L218 136H217V134ZM26 134V135H25ZM58 134V133H57ZM106 134V135H105ZM200 134H199V136H200ZM10 135V136H11ZM42 135H43V137H42ZM210 136H212L211 135V132H210V134H209ZM9 136V137H10ZM25 136H26V139H25ZM47 136H48V138H47ZM103 136V137H104ZM203 136V137H204ZM216 136H217V138H216ZM223 136H224V133H223ZM222 134H221V141L224 143V141L226 140H222ZM28 137V138H29ZM51 137V138H52ZM156 137V138H155ZM203 137H201L200 136V138L202 139ZM7 138V139H6ZM34 138V139H33ZM46 138H47V140H46ZM61 138H63V139H61ZM144 139V141H143V139ZM206 138H208V137H206ZM206 138H204V139H202V140H206ZM43 139V140H42ZM58 139H60V140H58ZM75 138H73V140H74ZM104 139V138H103ZM108 139V140H107ZM213 139H214V137H213ZM214 139V140H215ZM9 140V141H10ZM52 140V141H51ZM76 140V139H75ZM219 140V139H218ZM64 141H65V143L66 144H64ZM71 141H72V139H71ZM70 141V142H71ZM143 141V142H142ZM216 141V140H215ZM26 142V143H27ZM36 142H35V144H36ZM43 142H44V144H43ZM52 142V143H51ZM68 142H69V140H68ZM73 142V141H72ZM75 142V141H74ZM73 142V143H74ZM78 141L76 140V143H77ZM15 143V144H14ZM58 143V144H57ZM73 143H71V144H73ZM79 143V142H78ZM108 143V144H109ZM116 143V144H115ZM143 143V144H142ZM149 143V144H148ZM202 143H203V141H202ZM226 143V142H225ZM18 144V145H17ZM19 144H20V147H19ZM49 144V145H48ZM53 145L54 146V148H53V146H51V145ZM113 144H115V145H113ZM144 144H146L147 146H148V149L146 150L145 148H143L144 147ZM13 145H16V146H14V148L16 147V148H18V150H17V152H15V150L13 149ZM59 145V146H58ZM112 145V146H111ZM116 145H118L117 147H118V149L116 148ZM119 145H120V148H121V150H120V148H119ZM145 145V147L147 148V146ZM21 146H23L24 148H23V150H21ZM34 146V147H33ZM59 148H58V147ZM134 146V147H133ZM30 147H33L34 149H36L37 150V152H36V150H35V152L37 153L36 155H37V158H39L40 159V161H37V163H36V161H34L36 158H35V156H31V155H35V154H33V153H31V152H34V150H33V148H30ZM62 147H64V148H62ZM65 147L68 149V151L65 149ZM71 147H73L72 148V150H71ZM129 149H128V148ZM142 147V148H141ZM4 148V147H3ZM5 148H7V149H9L8 148V146L6 147L5 146ZM30 148V149H29ZM50 148H51V150H50ZM58 148V149H57ZM79 148V149H78ZM126 148V149H125ZM135 148V149H134ZM151 148V149H150ZM2 149V148H1ZM1 149H0V153H2V154H5V150L6 149H3V151H1ZM25 149V150H26ZM42 149V150H41ZM125 149V150H124ZM30 150H32V151H30ZM60 150V151H59ZM129 150V151H128ZM131 150V151H130ZM133 150H137V151H133ZM151 150V151H150ZM24 151V152H23ZM28 151H30V152H28ZM56 151V152H55ZM67 151V152H66ZM78 151H80V152H78ZM84 151V152H83ZM132 151H133V154H130V153H132ZM38 152H39V154H38ZM69 152H70V154H69ZM126 152V153H125ZM130 152V153H129ZM52 153V154H51ZM56 153L58 154V155H56ZM62 153V154H61ZM65 153V154H64ZM82 153V154H81ZM85 153V154H84ZM122 153H123V155H122ZM128 153V154H127ZM29 154V155H28ZM61 154V155H60ZM64 154V155H63ZM79 156H77V155ZM146 154V155H147ZM27 155H28V158H27ZM63 155V156H62ZM69 155V156H68ZM129 155L131 156V157H129ZM38 156H40V157H38ZM61 156V157H60ZM32 157V158H31ZM55 157H56V159H55ZM74 157V158H73ZM68 160H67V159ZM80 158V159H79ZM2 159V160H1ZM27 159V160H26ZM65 159V160H64ZM135 159V158H134ZM29 160H30V162H32V160H33V162L35 163L33 166H31V164H33V163H31L30 164V168H29V166H28V163H27V165H26V161H28L29 162ZM36 160H38V159H36ZM75 162H74V161ZM55 161V162H54ZM58 161H59V163H60V165H58L59 163H58ZM39 162H40V164H39ZM43 162V163H42ZM80 162H82V165H84V166H82L81 165V163ZM86 162V163H85ZM46 163V164H45ZM80 163V164H79ZM19 164H21V166L19 165ZM25 164V165H24ZM71 166H70V165ZM22 165H24V167H25V169H27V168H29V169H27V171L25 170V169H22V168H24ZM36 165V166H35ZM40 166V169H37V168H39V166ZM42 165V166H41ZM79 165V166H78ZM87 165H88V167H87ZM6 166V167H5ZM28 166V167H27ZM49 166V167H48ZM59 166V167H58ZM66 166V167H65ZM75 166V167H74ZM18 167V168H17ZM27 167V168H26ZM45 167V168H44ZM84 167H86L87 168V170L84 168ZM33 168V169H32ZM35 168V169H34ZM43 168V169H42ZM53 168V169H52ZM56 168V169H55ZM58 168H59V170H58ZM73 168V169H72ZM5 169V170H4ZM12 169H14L13 171H15V172H13L12 171ZM16 169V170H15ZM19 169V170H18ZM20 169H22V172H20ZM52 169V171H50ZM76 169V170H75ZM80 169L82 170V172L80 171ZM4 170V171H3ZM8 172H7V171ZM18 170V171H17ZM25 170V172H23ZM32 170H33V172H32ZM39 170V171H38ZM49 170V171H48ZM54 170V171H53ZM68 170L70 171L69 173H68ZM72 170V171H71ZM74 170V171H73ZM12 171V172H11ZM57 171H59V172H57ZM18 172V173H17ZM50 172V173H49ZM52 172V173H51ZM84 172V173H85ZM17 173V174H16ZM29 173V174H28ZM32 173V174H31ZM38 173V174H37ZM54 173V174H53ZM80 173V174H79ZM84 173H82V174H84ZM34 174H37V175H34ZM65 174H68V175H66V178H65ZM225 174V173H224ZM34 175V176H33ZM207 175V174H206ZM37 176V177H36ZM64 176V177H63ZM71 176V175H70ZM82 176V175H81ZM53 177V178H52ZM62 177V178H61ZM83 177V176H82ZM205 177V178H204ZM202 179H206L207 178V180H203V181H208V179H209V174H208V176L206 177V176H204ZM212 177V176H211ZM3 178V180H1ZM71 178H73V176H71ZM222 178L223 179H225V181H229V179L228 178H224L223 176H222ZM51 179V180H50ZM60 179V180H59ZM77 179V180H76ZM79 179H81V180H79ZM223 179H221L222 181L221 182H219V183H217V184H215L216 186L217 185H221V183H223L224 181H223ZM227 179V180H226ZM54 180H55V182H54ZM56 180H58V181H56ZM62 180V181H61ZM69 181V180H68ZM202 181V180H201ZM65 182H67L68 184H69V187H68V185H66L67 183H65ZM205 182H203L202 184H204ZM209 183H210V179H209V181H208ZM230 182V181H229ZM229 182H225V183H223V184H225V185H229L230 183ZM1 183H4L5 184V186H3V184H2V186L3 187H1ZM55 183H58V185H56ZM63 183V184H62ZM6 184L8 185L7 186V189H6ZM74 184V185H75ZM207 184L208 183H206L205 185L207 186ZM245 184V183H244ZM244 184H243V187H245L246 186V184H245V186H244ZM54 186L53 188H54V190H52L51 191V189L50 188H52V186ZM4 187H5V189H4ZM46 188V189H45ZM52 188V189H53ZM1 189H3V190H1ZM40 189V190H39ZM48 189V192H50V193H47L46 192V190ZM62 189H63V191H62ZM65 189H67V190H65ZM81 191H82V189H81V187L79 188ZM78 189V190H79ZM5 190V191H4ZM35 190V191H34ZM3 191V192H2ZM10 191V192H9ZM34 191V192H33ZM42 193H41V192ZM45 191V192H44ZM22 192V193H21ZM57 192V193H56ZM11 193V194H10ZM18 193V194H17ZM77 193H79V194H77V197H76V194H75V197L76 198H78V195H81L77 200H76V198L74 197L73 199H74V201L76 202L77 201V203H79L80 205H81V207L82 206H85V205H83V204H91V206L88 204V206H87V204H86V206H87V211L85 210V208H81V207H78L77 209H75L74 208V206L71 208V206H72V204H74L75 202L74 201H70V203H68V202H66V200H65V204L68 206H66L65 205V207H67V210H66V212H65V210L63 211V213H64V221L62 220L63 219V214H62V212L60 211V208L62 207V208H64V205L63 204H59V206L57 207V209H56V213L58 214V216L56 217V218H58V219H56L57 221V223H58V225H59V223H61L62 224V221H63V223H65L66 221H68L69 222V224L71 225L72 224V222H70V219L72 218V220H74V218H76L75 219V221L76 220H79V221H81L82 220V222H83V220H84V217L83 216H85V218L87 219H85V223L83 222V229L86 227V226H88V228H90L91 227V225H85V224H87V221H89L88 222V224L91 222L92 224H93V227H91V229H88V228H86V229H82L83 230V232H81V233H83L81 236H79L77 239H76V223L77 222H79V221H76V223L74 224H72L71 225V228H70V225H69V228H68V226H66V225H68V224H66L65 226H63V228L61 227L62 225L60 224V232H61V230H63V231H65L64 233L65 234H63V232H61V237H65V235H67L66 237H65V239H62L61 238V240H59L60 241V243H62V244H60V243H55V240H56V242H57V238L55 237L57 234H59L58 232H56V233H52L51 232V234H50V236H48V238H50L51 240H50V243H52V245L50 244V243H48V245L47 244H45L42 240H41V244H40V247H41V249L43 248H46V245H47V247L48 248H46V249H52V250H47L48 251V253H50L51 251H53L54 250V247H55V250H57V251H53L52 253L54 254V256L53 255H51V257H52V259L55 261V262H53V260H52V263H50V264H68L66 261L67 260H69L68 262H69V264H71V263H73L74 261H75V259L76 260H78V257H79V254H78V252H79V249H80V247L81 246H79L80 245V241H81V239L84 237V236H86V232L85 231H88L89 232V234H91L90 236H92L91 237V246L92 247H94V249H95V247H96V245H98V242H97V239H96V237H98V235L100 234V232H102V231H100V228H101V230L103 229V227H99L98 228V226H101V225H98L97 223H99L98 221H99V219H97L98 218V216H96V212H98L93 206H92V203H90L91 201H89V199L87 200V198L85 199V195L82 193V192H77ZM81 193V194H80ZM33 194V195H32ZM48 194H50V197H49V195ZM83 194V195H82ZM4 195V196H3ZM8 195V196H7ZM13 195V196H12ZM38 195H43V196H47L48 195V198L47 199H44V198H42V199H44V200H40L39 202H42L41 204H40V208H39V202H38V199H36V198H40V197H38ZM56 196V195H55ZM74 196V195H73ZM72 196V197H73ZM71 197V198H72ZM55 198H57V197H55ZM65 198H66V195H65ZM80 198H81V200H80ZM84 198V199H83ZM7 199V200H6ZM51 199H52V197H51ZM83 199V200H82ZM9 200V201H8ZM55 200V199H54ZM58 200V199H57ZM2 201V202H1ZM56 201V200H55ZM88 201V202H87ZM48 202V201H47ZM12 203V204H11ZM56 203H58V202H56ZM61 203V202H60ZM76 203V205L77 206H80L79 204H77ZM4 205V206H3ZM60 205H61V207H60ZM38 206V207H37ZM76 206V207H77ZM88 207H90V209H88ZM37 208V209H36ZM40 209H42L41 211H39ZM73 209H75L74 211L75 212H79V213H82V212H80L81 210H85L84 212L85 213H83V214H85V215H83V214H81V215H79L78 214V212H77V216H76V213L73 211ZM77 210V211H76ZM89 210V211H88ZM57 211H59L60 213H58ZM70 211V212H69ZM72 211H73V213H74V215H73V213H72ZM36 212V213H35ZM69 212V216L68 217H70V219L69 218H66L67 216H66V214ZM89 213V214H91V213H93V215L95 214V216L97 217H94L95 219H93V218H91V216L93 217V215L91 214V216L89 217L86 213ZM95 212V213H94ZM35 213V214H34ZM40 215H39V214ZM20 215V216H19ZM31 215V216H30ZM35 215V216H34ZM68 215V214H67ZM78 215H79V217L80 218H78L77 219V217H78ZM18 216V217H17ZM81 217H82V219H81ZM26 218V219H25ZM27 218H29V219H27ZM157 218H159V217H157ZM16 219H18V220H16ZM40 219V220H39ZM69 219V220H68ZM97 219V220H96ZM158 220V219H157ZM10 221V222H9ZM16 221H17V223H16ZM31 221H32V223H31ZM45 221V222H44ZM47 221V222H46ZM97 221V222H96ZM2 222V223H3ZM9 222V223H8ZM28 222V223H27ZM30 222V223H29ZM39 222V223H38ZM40 222H42V224H40ZM74 222V221H73ZM94 222V223H93ZM95 222H96V224H95ZM10 223H11V225H10ZM12 223H15V226H14V224H12ZM24 223V224H23ZM67 223V222H66ZM90 223V224H91ZM184 223V222H183ZM186 223H188V222H186ZM39 224V226H37ZM43 224V225H44ZM100 224V223H99ZM0 225H2L1 224V221H0ZM17 225V226H16ZM48 225V224H47ZM56 225V226H55ZM74 225H75V227H74ZM84 225H85V227H84ZM98 225V226H97ZM184 226H185V224H183ZM22 226V227H21ZM46 226V225H45ZM55 228L56 227V229H54L53 227ZM51 226V228H52V231H57L58 230V227H57V224H54V225H52ZM5 226H2L1 228H0V232H1V229H3ZM37 227H38V230H37ZM65 227V228H64ZM77 227H78V231H79V225H78V223H77ZM96 227V228H95ZM18 228V227H17ZM16 228V229H17ZM19 228V230H21ZM93 228V229H92ZM98 228V231L96 230ZM5 230L7 229V226H6V228H4ZM4 229H3V231H4ZM23 229H25V228H23ZM22 229V230H23ZM27 229V230H28ZM67 229V230H66ZM95 229V230H94ZM70 230H71V232H70ZM90 230H92V231H90ZM29 231V232H30ZM41 231V232H40ZM93 231H96V232H98V233H96V232H94L93 233ZM100 231V232H99ZM104 231V230H103ZM69 232L71 233V235L69 234ZM91 232V233H90ZM46 234L45 236H41L40 237V235L41 234ZM85 233V234H84ZM92 233H93V235H92ZM36 235V237L34 236V235ZM43 234V235H44ZM52 234L53 235H55L54 236V241H53V236H52ZM89 234L85 237V238H87V237H89ZM98 234V235H97ZM38 235V236H37ZM70 235V237L68 238V236ZM84 235V236H83ZM102 235L104 236V233H102ZM190 235H191V233H190ZM189 235V237H188V234H185V237H186V239H187V241H191V239H192V242H188L189 244L190 243H192V244H190V247H192L193 246V250H195L196 248L194 247V244L195 243H193V242H198L197 244H198V246L199 247H201V242L200 241H198L199 240V238L202 236V235H200L199 236V238H198V240H194L193 238H191L190 239V236ZM83 236V237H82ZM0 237L2 238V240H3V238H4V235H3V232H1L0 233ZM38 237H40V239L38 238ZM93 237H94V239H93ZM100 237H101V235H100ZM48 238H46L48 241H49V239ZM203 238H204V240L206 239L205 237H202V238H200L201 240H203ZM71 239V240H70ZM80 239V240H79ZM84 239V238H83ZM82 239V240H83ZM101 239L103 240V238L101 237L100 238V241H99V243L101 242ZM188 239H190V240H188ZM2 240H0V242L2 241ZM63 240H65L64 242L66 243H64L63 242ZM78 240V241H77ZM94 240V241H93ZM194 240V241H193ZM44 241L46 242V240H45V238H44ZM62 241V242H61ZM70 242H72V243H70ZM78 242V243H77ZM43 243L45 244V246L43 247ZM64 243V244H63ZM92 243H95V244H92ZM219 243H221V242H218V244ZM54 244H55V246H54ZM60 244V245H59ZM71 244V245H70ZM79 244V245H78ZM197 244H195V246H197ZM217 243H216V245L218 246V249H219V245H221V244H219L218 245ZM49 245H51V247L53 246V248H49ZM57 245H59V246H57ZM203 245H205V244H202V247H203ZM236 245V246H235ZM63 246H65V248L66 249H64V247ZM68 246V247H67ZM76 246V247H75ZM91 246H89V248H90V250L92 251V255H93V253L95 252V251H93L92 249V247ZM197 246V247H198ZM233 246H235V247H233ZM232 247H233V251L235 252H237L238 253V256H239V252H240V255H241V257L239 256L238 258H240V260H238L239 262L241 261V259L244 257V252H243V249L241 250V246H240V243H238L237 241L234 243V245H233ZM238 246V247H237ZM222 247H223V244H222ZM222 247H220V248H222ZM59 248V249H58ZM68 248V249H67ZM75 248H77L76 249V251L75 250H73V249H75ZM226 250H225V249ZM235 248V249H234ZM46 249H44V250H46ZM200 249V248H199ZM205 249H207V248H201V250H203V251H205ZM223 249V251H224V253H226V251L227 252H229V250L227 249V247L225 246V244H224V247L222 248ZM43 250V251H44ZM59 250H61V251H59ZM208 250V249H207ZM207 250H206V252H207ZM73 251H75L76 252V254H78V257L77 256H75L76 254H75V252H74V255H72V253L71 252H73ZM90 251V252H91ZM209 251V250H208ZM233 251H231L232 252V254L235 256V257H237V253L235 252V254H234V252ZM241 252H243L242 254H241ZM52 253H50V254H52ZM66 253V254H65ZM62 254V255H61ZM64 254V255H63ZM95 254V253H94ZM72 255V256H71ZM61 256V257H60ZM66 256H69V257H67L66 258ZM57 257V258H56ZM75 258L74 259V261H71L70 259L71 258ZM63 258V259H62ZM58 259V260H57ZM60 259V260H59ZM235 260L237 259V258H234ZM66 260V261H65ZM73 260V259H72ZM237 261V260H236ZM237 261V262H238ZM63 262V263H62ZM193 262V263H192ZM190 264H195L194 263V261H192ZM238 262V263H239ZM74 263H77V261L76 262H74Z\"/></svg>", "mask_w": 264, "mask_h": 264}]
</instances>
